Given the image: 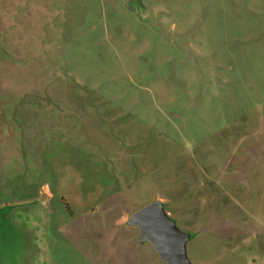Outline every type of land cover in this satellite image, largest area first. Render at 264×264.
Returning <instances> with one entry per match:
<instances>
[{
  "label": "rangeland",
  "instance_id": "obj_1",
  "mask_svg": "<svg viewBox=\"0 0 264 264\" xmlns=\"http://www.w3.org/2000/svg\"><path fill=\"white\" fill-rule=\"evenodd\" d=\"M264 264V0H0V264Z\"/></svg>",
  "mask_w": 264,
  "mask_h": 264
},
{
  "label": "water",
  "instance_id": "obj_2",
  "mask_svg": "<svg viewBox=\"0 0 264 264\" xmlns=\"http://www.w3.org/2000/svg\"><path fill=\"white\" fill-rule=\"evenodd\" d=\"M139 0H123L127 7ZM127 224L139 230V240L149 242L166 264H193L187 245L191 234L182 231L161 200H153L133 212Z\"/></svg>",
  "mask_w": 264,
  "mask_h": 264
}]
</instances>
